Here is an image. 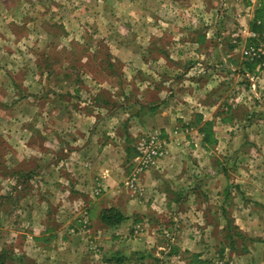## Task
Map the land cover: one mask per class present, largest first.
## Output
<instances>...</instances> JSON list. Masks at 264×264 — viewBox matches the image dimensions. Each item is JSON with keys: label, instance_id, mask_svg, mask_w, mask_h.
<instances>
[{"label": "rangeland", "instance_id": "rangeland-1", "mask_svg": "<svg viewBox=\"0 0 264 264\" xmlns=\"http://www.w3.org/2000/svg\"><path fill=\"white\" fill-rule=\"evenodd\" d=\"M95 1L98 0H0V74L4 73L9 63L13 66H33L37 62L45 73V79L50 82L45 95L46 105L40 103L38 107L46 112L45 142L38 138L41 132L33 120H29L30 125L26 127L31 134L23 135L20 120H5L0 116V264H193L192 254L207 260L208 264H264V221L250 218L255 223L250 227L235 224L236 217L241 221L245 219V211H241L247 205L245 191L250 193L256 188H253L251 177L264 181V56L255 58L250 89L244 87L246 83L249 86L248 81L238 76V86L232 88V94L238 93L237 97L232 99L230 84L226 87L221 82L210 90H199V93L205 94L201 100L215 105L211 112L218 119L203 123L192 121L191 125L187 123L183 126L174 124L165 134H161L158 128L137 134L132 140L134 154L131 158H124L119 169H115L119 175L112 192L106 189L111 168H103L86 196L76 191L73 196L77 197L69 196L70 199L62 202L59 200L60 208H67L70 212L59 209L56 215L50 217L48 226L51 230L41 232L31 225L39 220L45 221V214H41L37 201L40 177L38 171H33L40 157L39 151H46L50 157L53 150L54 119L51 110L54 91L65 97L61 105L69 107L74 105L72 102L76 95L79 96L78 101H85L87 92L93 90L95 94V87L84 85L88 79H105L106 74L112 80L123 79L137 69V76L141 78L144 71L139 69L140 66L148 65L150 69L153 64L154 54L148 50L147 42L150 44V40L147 39L146 43H142L147 51L144 49L137 58L133 57L135 50L129 43L125 44V50L130 56H121V61L108 51L110 45L117 43V33H123L125 29L121 26L123 22H105L103 15L113 10L116 19L124 15L132 19L135 8L130 3L133 0H107L105 5ZM203 2L201 7H197L198 0L178 1L175 11L163 7L153 14L164 21L169 15L178 16L179 7L188 3L191 8L190 38L195 37L192 31H217L223 27L237 32L238 36L233 34L235 39L232 42L237 43L241 50L250 46L264 47V33L247 44L241 31L245 28L242 25L247 23L232 17L235 12L247 13L245 9L249 0ZM145 3L147 7L143 9L150 15L148 0ZM5 5L14 12L3 9ZM6 13H11L12 19L3 18ZM183 14L187 17V13ZM259 15L261 31L264 32L261 17L264 12ZM127 24H134L133 20ZM149 24V17H146L143 25L148 27ZM175 26L181 28V25ZM95 33H98L96 37H89ZM127 38L125 41H132ZM213 47L211 43L198 52L188 54L189 58L182 55L176 57L180 58L181 64L184 60V67H193L192 62L213 63ZM27 52L31 54L27 55ZM37 65L33 66L36 70ZM173 70L169 77L175 74ZM211 72L214 70H209ZM199 74L191 69L189 77ZM6 78L0 75L2 82ZM20 79V74H17L16 80ZM56 82L61 85L54 89L53 83ZM231 85H234L233 81ZM243 87L247 93L242 90ZM1 93L4 99L6 94ZM33 105V110H37V104ZM61 115L70 118L67 112ZM205 122L210 124L212 143L204 141V133L198 132ZM33 130L39 132L32 135ZM151 136L155 137L162 155L138 169L135 186L127 187L125 181L137 167L133 160L137 155V144ZM7 142L13 146L12 149H6L5 146H9ZM26 144L30 145L31 152ZM115 156L111 153V160ZM40 173L43 174L42 171ZM148 174L149 177L144 179ZM218 183L224 198L220 205L214 195L207 199V192L214 194ZM232 191L239 195L242 193V197L234 200L230 194ZM29 194L33 195L31 206L36 207L34 213L29 210L23 216L17 210ZM109 196H114L115 200L110 202L111 207L127 213L128 221L104 230L99 219L93 223L89 209L92 203L108 201ZM45 199L50 200L49 197ZM57 202L54 200V206ZM60 225L63 227L60 228ZM25 239L28 240L27 248L21 247L17 250L18 254L14 253L16 247L13 244L21 245ZM21 250H24L23 254Z\"/></svg>", "mask_w": 264, "mask_h": 264}, {"label": "crops", "instance_id": "crops-1", "mask_svg": "<svg viewBox=\"0 0 264 264\" xmlns=\"http://www.w3.org/2000/svg\"><path fill=\"white\" fill-rule=\"evenodd\" d=\"M99 1L104 5L107 3V0H98L97 2L95 1L96 4H99ZM145 1L133 0L130 3L135 8L134 13L131 14L133 15L132 19L125 17V15L120 19H116V16H113L115 14L113 10L103 15L105 16V22H123L121 26H123L125 31L117 33V43L110 45L108 49L109 53L115 55L118 61H121V56L123 55L130 56L125 50L127 47L125 44L129 43L133 45L135 50L133 57L137 58L147 48L142 43H146V39L150 40V44L149 42L147 44L149 45V52L154 54L152 56L153 64H151L150 69L148 65L144 66L143 64L140 66L139 69L146 72L141 73V78L137 76V69L131 73L132 78L126 75L123 79L121 77L120 79L112 80L106 74L105 79H88L84 82V85L86 87H95V94L93 90L90 93L87 92L85 101H78L77 97L79 96L76 95L75 101L72 102L74 105H70L69 107L61 105L65 97L54 91L52 100L53 110H51L53 114L52 118L54 119L52 123L54 134L51 133L54 137L53 150L50 157L49 155L47 156L46 151L45 153L39 151L41 152L39 153L40 157H38L39 160L34 166L35 171H33L35 173L38 171V176L40 177L38 181L40 191L37 192V201L39 202L38 209L39 207L41 208V214H45V221L39 220V222H33L31 225L42 230L41 232L51 230V227L48 226L49 219L56 215L59 209L70 212L67 208H60V201H65L69 196H73L76 191L86 196L91 186L95 183L97 175L103 168H111L112 173L106 181V187L108 186L106 189L107 192H112V188L115 186L117 176L119 175L115 169H119L120 162L122 163L124 158H131L134 154V141L132 140H134L137 134L145 133L155 128H158L161 134H165L166 131L168 132L174 127V124L183 126L187 123L191 125L192 121L203 123L204 121L210 122L218 119L211 112V108L215 105L213 106V104L201 100L202 95L205 94L199 93V90H210L221 82L226 87L230 84L229 92L232 94L234 90L232 88L238 86V76L248 81L249 86L246 83L244 85L245 88L250 89L252 85L250 81L252 80L251 74L254 73L253 61L245 59L241 54L242 50L237 47V43L232 42V39H235L233 38V34L237 33L234 29L227 30L221 27L217 31H192V35L195 37L190 38L188 25L190 23L189 11H191V8L188 3H185V7H179L178 16L169 15V18L163 21L161 18L158 19L153 13L159 12L163 7L175 11L178 7L177 2L183 0H148L150 15L143 9V7H147ZM171 1L172 4L170 3ZM249 1L245 9L247 13L235 12L232 15L234 20L245 21L247 23V25L243 24L242 26L245 28L241 29L247 40V44L255 40V38H260L264 33L261 29H251V25L254 22H261L260 18H256V13L264 12V2L257 0ZM202 3H204L203 0H198L197 7H201ZM93 5L96 6L95 4ZM3 9L11 12V9H8L6 5ZM13 12L14 10L11 13ZM11 13H6L2 17L12 19ZM183 13H187V17ZM252 16H254V19ZM146 17H149L150 21L148 27L143 25ZM262 18V21H264V16ZM132 20L134 24H127ZM175 25H181V28L177 29L178 26ZM97 35L98 33H95L89 37H96ZM130 35L131 37H129ZM236 35L238 36V34ZM101 37L104 36L101 35ZM113 37L116 38L115 35ZM125 38L127 40L131 38L132 41H125ZM211 43L214 44L213 49H211V55H213L215 61L213 63L210 61H204L202 64L201 62H192L193 67L191 65L184 67V60H182L181 64L180 58L176 57L182 55L189 58L188 54L198 52L204 46H209ZM28 54L30 55L31 53L27 52ZM36 65L37 62L33 64V66ZM33 66L26 64L13 66L10 63L5 66L4 73L0 74L7 77L4 82L0 80V93L2 91L1 94H6L4 99L0 96V116L5 118V120H20L23 135H28L27 133L31 134L29 130H26V127L30 125L28 121L33 120V122L37 123V127L41 132V134H38V138L45 142V136H47L44 132V129L47 128V123L45 124L44 122L46 112L44 113L39 109V104L45 103L46 105L47 84L50 82L45 79V73L39 68V65H37L38 71ZM173 68H175V74L169 77ZM191 69L201 74L193 78L189 77ZM209 70H214V72L210 74ZM17 74L21 76L19 81L16 80ZM144 74L145 76H143ZM224 75H227V77ZM231 81L234 82V85H231ZM53 84L54 89L61 85L59 82ZM78 86L82 85L79 84ZM244 87L241 89L247 93ZM236 95L238 93L232 94L231 98L237 97ZM70 98L74 99L73 96ZM84 102L85 104L83 105ZM20 103L21 106H17ZM34 103L37 104V110H33ZM63 112H67L70 118L62 116L61 113L63 114ZM189 112L191 114L187 115ZM226 113L223 112L222 114ZM221 119L223 120L224 118ZM38 132L33 130L32 135ZM198 132H201L200 128H198ZM8 144L9 146H5L6 149H12L13 146L10 143ZM26 147L31 152L30 145L26 144ZM111 153L117 155L112 160ZM41 171L43 174L40 173ZM148 177L149 174L148 176L145 175L144 179ZM219 183L217 184L218 190L214 194L207 192V199H210V196L214 195L217 198L216 202L220 205L221 200L223 201L224 198L223 192L219 190ZM251 183L253 188L254 186L256 188L250 193L246 191L244 193L247 205L241 211H245V219L241 221L236 217V225L240 224L243 226L246 224L248 227H250L249 225H254V221L251 222L250 218L258 222L264 221V181L257 180L252 176ZM255 183H258L259 186L257 184L254 185ZM230 194L233 195L234 200L242 197V193L239 195L235 191H232ZM47 197L50 198L49 201L45 199ZM109 197L106 202L98 201L91 204L89 216L93 223L99 219L98 215L101 210L111 207L110 202H115L113 200L114 196ZM30 198H33V195H26L27 200L17 210L23 216L29 210H32V213H34L36 206L34 208L31 206L33 200L31 201ZM54 200L58 201L57 206L56 204L54 206ZM197 207H200L199 204ZM219 207L221 208V206ZM124 216L128 217V214L125 213ZM126 221L128 219H124L123 222ZM9 224L12 225L11 222ZM33 227H29V229H33ZM59 227L62 228L63 225ZM64 227L66 228V226ZM105 228L110 229L111 227L104 226V230ZM63 240L65 242V239ZM27 243L28 240L25 239L22 240L21 245L13 244L16 247V249L14 248V253L21 249V247L26 249ZM22 251L24 252V250H21V254H23ZM51 258L53 259V257Z\"/></svg>", "mask_w": 264, "mask_h": 264}, {"label": "built area", "instance_id": "built-area-1", "mask_svg": "<svg viewBox=\"0 0 264 264\" xmlns=\"http://www.w3.org/2000/svg\"><path fill=\"white\" fill-rule=\"evenodd\" d=\"M264 6V4H263ZM264 36V35H263ZM242 55L248 59L252 60L256 57L264 55V47L263 46H250L242 50ZM137 155L134 157V161L137 167L134 169V172L130 174V176L125 181V185L127 187H134L136 184V173L137 170L142 169L149 164L153 163L155 159L159 158L162 155V150L158 146L156 139L154 136L148 138V140H144L141 143L137 144L136 147Z\"/></svg>", "mask_w": 264, "mask_h": 264}, {"label": "trees", "instance_id": "trees-1", "mask_svg": "<svg viewBox=\"0 0 264 264\" xmlns=\"http://www.w3.org/2000/svg\"><path fill=\"white\" fill-rule=\"evenodd\" d=\"M259 14H258V12L256 13V18H260ZM260 24L259 23L253 24L251 26V29H254V30L262 29ZM249 61H253L252 64L255 65V58L252 60H249ZM201 131L204 133V141H207L209 143L214 142V140L212 138V133L210 132V124L209 123L205 122ZM98 217H99L100 222L106 227H116L120 223H122L124 221V219H126L124 214L114 207H109V208H105V209L101 210L99 212ZM191 258H192L193 264H208L207 260L200 259L197 254L196 255L192 254ZM116 260L120 261V258L119 259L116 258Z\"/></svg>", "mask_w": 264, "mask_h": 264}]
</instances>
